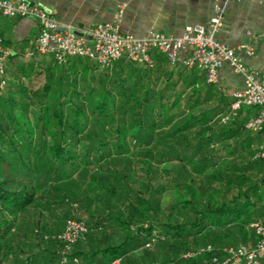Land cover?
Returning <instances> with one entry per match:
<instances>
[{
    "label": "trees",
    "instance_id": "obj_1",
    "mask_svg": "<svg viewBox=\"0 0 264 264\" xmlns=\"http://www.w3.org/2000/svg\"><path fill=\"white\" fill-rule=\"evenodd\" d=\"M15 55L0 93V264H210L257 241L264 124L244 125L258 108L222 122L228 90L156 52L151 67ZM68 220L88 232L65 249Z\"/></svg>",
    "mask_w": 264,
    "mask_h": 264
},
{
    "label": "built area",
    "instance_id": "obj_2",
    "mask_svg": "<svg viewBox=\"0 0 264 264\" xmlns=\"http://www.w3.org/2000/svg\"><path fill=\"white\" fill-rule=\"evenodd\" d=\"M230 1L232 0H215L213 15L207 25L187 26L178 37L155 31H150L142 38L123 33L120 30V22L124 5L117 8L113 21L95 24L85 32L64 29L49 10L26 0H0V16L28 18L37 24L38 33L34 43L20 53V58L25 61L49 55L58 65H64L72 57H80L101 66H109L116 60L125 59L151 67L154 64L155 52L164 55L172 65L178 63L179 56L184 54L181 64L187 69L202 71L209 84L218 83V69L227 63L241 76L243 86L230 93L229 111L222 117V122L235 117L243 107H256L259 109L258 114L247 120L244 126L249 131L258 132L264 124V79L248 68L238 54L243 51L252 55L253 50L247 45L231 48L215 39V34L223 26V8ZM14 55L15 53L4 45L0 36V93L6 85V61ZM256 156L264 157V141ZM250 228L257 236L253 245L223 247L218 250L220 256L211 257L210 264H260L258 256L264 253V222H253ZM87 232L88 228L82 221L68 220L62 234L57 238L64 243L65 249H68ZM149 246L150 243L145 245L146 248ZM211 251L210 246L199 250Z\"/></svg>",
    "mask_w": 264,
    "mask_h": 264
},
{
    "label": "crops",
    "instance_id": "obj_3",
    "mask_svg": "<svg viewBox=\"0 0 264 264\" xmlns=\"http://www.w3.org/2000/svg\"><path fill=\"white\" fill-rule=\"evenodd\" d=\"M26 1L49 10L64 29L76 32H85L95 24L113 21L117 8L124 5L120 30L139 38L150 31L178 37L187 26H205L213 15L215 3V0ZM37 33V24L31 19L0 16V36L4 45L19 56L34 43ZM215 39L231 48L241 45L252 48V55L243 51L238 54L248 68L264 79V0H232L225 4L223 26L215 34ZM184 57V54L179 56L180 63ZM217 75L218 85L229 93L243 86L241 76L227 63L222 64ZM258 260L264 264V253L259 254Z\"/></svg>",
    "mask_w": 264,
    "mask_h": 264
},
{
    "label": "rangeland",
    "instance_id": "obj_4",
    "mask_svg": "<svg viewBox=\"0 0 264 264\" xmlns=\"http://www.w3.org/2000/svg\"><path fill=\"white\" fill-rule=\"evenodd\" d=\"M5 18H8V17H5ZM43 57H46V55L40 56V58H37V59H41ZM20 60L25 61L22 59H20ZM5 66H6L5 70L7 71L6 79L9 80L10 76L8 74V71H9V69L11 70L14 68V63H13V61H8V62L6 61ZM24 83L28 86V88L30 90H36V89L41 88L42 83H43L42 72L41 71H37V72L35 71L34 73L31 74V76L29 78L24 79ZM170 167H171V165H164L162 167V169H168ZM174 196H175V193L171 189L166 190L164 192V195L162 196V206L165 207L166 205L174 202V198H175Z\"/></svg>",
    "mask_w": 264,
    "mask_h": 264
}]
</instances>
